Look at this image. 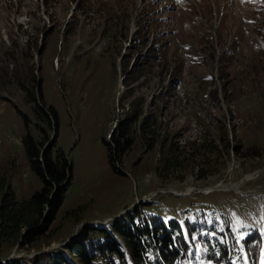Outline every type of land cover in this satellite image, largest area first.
<instances>
[{"label": "rangeland", "instance_id": "1", "mask_svg": "<svg viewBox=\"0 0 264 264\" xmlns=\"http://www.w3.org/2000/svg\"><path fill=\"white\" fill-rule=\"evenodd\" d=\"M135 76L129 101L154 119L157 141L132 132L116 149L121 173L103 139L130 110L121 95ZM39 87L57 131L32 101ZM26 132L45 145L57 133L51 151L64 152L72 180L38 245L2 240L1 262L64 251L83 225L138 205L154 221L229 225L243 237L264 224V0H0V179L17 199L43 186ZM176 155L185 160L159 174ZM199 249L198 263L213 264Z\"/></svg>", "mask_w": 264, "mask_h": 264}, {"label": "trees", "instance_id": "2", "mask_svg": "<svg viewBox=\"0 0 264 264\" xmlns=\"http://www.w3.org/2000/svg\"><path fill=\"white\" fill-rule=\"evenodd\" d=\"M143 56L152 57L150 52L144 53ZM137 79L138 76H135L128 83L126 82V85L130 87L121 95V101L125 100L122 104L125 105L127 102V105H131L130 110L126 111L124 118L116 124L115 130L110 135L111 140L103 139L109 151V162L117 172L121 173L123 171L114 164L117 158L116 149H122L124 144H128L129 135L132 132L144 134L145 139L150 140L151 146L157 141L154 130L150 129L156 124L154 119L151 116L144 117L142 108L136 103V98L129 101L133 91L132 84ZM32 101L37 102L39 113L44 115L46 124L52 125L57 131L56 110L52 105L45 103L40 87L37 97L32 95ZM25 119L27 124L29 119L27 117ZM56 134L54 133L51 140H47L46 145L36 140L30 132H26L22 137L29 164L43 182L42 188L36 190L29 198L17 199L12 187L6 184L4 178L0 179V241H18L21 248L30 244L37 246L41 238H44L42 235L46 234L47 222H52L54 212L60 208L72 180V166L61 148L51 151V147L55 145ZM223 134H225L224 131ZM225 140L224 148H228L230 144L226 137ZM205 142L198 144L199 151L205 146L214 145L215 141L211 140L204 144ZM198 154L201 156L203 153ZM190 155L191 158L195 156L192 150ZM184 160V156H167L157 171L159 174L169 175L170 170L176 169L177 165ZM198 166L196 167L198 178H206L208 174H201L203 169ZM45 208L49 209L47 216L44 214ZM108 226L109 229L100 224L83 225L78 234L72 237L64 247L67 253L59 249L40 252L31 259V262L32 264H74L71 259H75L79 264H129L128 251L132 264H188V261L192 259L195 264H199V248L202 247L201 256L213 264H244L239 257H237L238 263H232V259L240 254V247L229 225L216 232L206 221H192L190 224L187 221L190 240L193 244L192 250L176 218L154 221L140 205L128 210L120 218L111 220ZM202 228L211 234L212 238H206ZM214 236H221L220 241ZM204 237L205 247L202 246ZM243 242L251 264H258L260 233L256 226L245 229ZM0 264L28 263L22 258H12Z\"/></svg>", "mask_w": 264, "mask_h": 264}, {"label": "water", "instance_id": "3", "mask_svg": "<svg viewBox=\"0 0 264 264\" xmlns=\"http://www.w3.org/2000/svg\"><path fill=\"white\" fill-rule=\"evenodd\" d=\"M40 53H41V48L38 49L37 55L40 54ZM11 258H12V257H9L8 259H11ZM8 259H7V260H8ZM7 260H6V261H7ZM0 262H1V261H0ZM4 262H5V261H4ZM1 263H3V262H1Z\"/></svg>", "mask_w": 264, "mask_h": 264}]
</instances>
